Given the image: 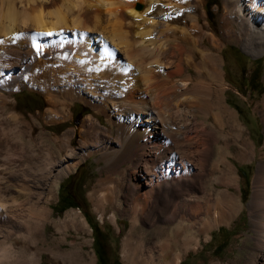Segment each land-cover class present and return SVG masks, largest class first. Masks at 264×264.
Here are the masks:
<instances>
[{"label": "bare ground", "instance_id": "bare-ground-1", "mask_svg": "<svg viewBox=\"0 0 264 264\" xmlns=\"http://www.w3.org/2000/svg\"><path fill=\"white\" fill-rule=\"evenodd\" d=\"M207 3L0 0L3 129L54 140L75 133L93 137L53 164L54 178L71 171L92 148L99 153L105 173L88 198L100 215L111 206L113 219L129 217L125 264L131 254L140 264H177L199 243L197 237L207 238L213 225L233 217L232 203L241 210L235 170L254 160L247 207L264 264V152L256 150L226 103L230 84L219 54L226 42L238 43L252 57L264 54V0H220L211 9ZM212 12L217 30L209 23ZM21 85L45 102L28 117L15 107L13 93ZM75 102L92 112L78 126L44 131L70 121ZM256 106L264 122V96ZM211 176L223 186L215 193ZM50 213L38 202L24 206L0 191L1 264H38L43 241L51 258L92 263L83 251L90 239L81 246L68 242L70 230L90 231L83 213L70 210L58 221ZM46 219L57 241L47 238Z\"/></svg>", "mask_w": 264, "mask_h": 264}, {"label": "rangeland", "instance_id": "rangeland-1", "mask_svg": "<svg viewBox=\"0 0 264 264\" xmlns=\"http://www.w3.org/2000/svg\"><path fill=\"white\" fill-rule=\"evenodd\" d=\"M219 1L208 0V8L211 9L214 3ZM209 20L211 26L217 30L218 20L214 12L210 13ZM219 54L223 60L224 78L230 84L224 93L226 103L237 112L241 127L245 135H249L254 141L256 150L264 152V122L256 106L264 96V54L252 57L235 42H226ZM13 97L16 110L26 117L31 112L43 109L45 105L43 96L25 85H21L20 89L13 93ZM71 111L73 118L70 121L47 126L44 131L61 132L63 129L78 126L82 117L92 112V109L82 102H75L71 106ZM99 120L103 122L101 117ZM3 126L0 122V191L6 198L15 199L24 206L38 202L43 208L49 209L51 212L49 219L52 221L62 219L67 211L80 210L88 222L90 231L85 234L70 230L68 242L73 241L77 246H81L84 239H90V243L83 245V251L92 256V263L74 264H125L122 260V249L124 237L130 226L129 217L116 214L113 221L111 206H107L103 211L104 215H100L94 210L93 203L88 198V193L105 173L100 172L104 162L97 160L99 153L92 148L93 152L85 156L71 171L54 178L57 167L55 168L53 164L62 159L68 150H78L93 137L87 138L75 133L67 139L54 140L46 134L18 135L12 133L8 127L3 129ZM257 162L254 160L246 164L235 163L238 183H235L234 194L239 195L241 199V210L237 209V204L232 203L231 208L235 212L233 217L213 225L207 238L203 235L197 237L199 242L197 246L195 243L191 244L193 247L181 254V260L177 264H262L261 250L255 240L247 207ZM210 182L213 183L212 193L223 188L213 181L212 176ZM64 199L69 201L64 202ZM45 223L47 226L44 232L47 238H52L51 240L56 238L57 241L59 234H54V227L47 219ZM156 224L168 225L161 222ZM141 226L147 228L145 225ZM73 235L80 236L75 238ZM38 247L36 253L39 258L38 264H73L61 262L57 257H49L50 246L46 241L41 242ZM67 247L66 245L63 248ZM130 247L134 248V243H131ZM131 256L133 260L130 259V264H140L137 261V254Z\"/></svg>", "mask_w": 264, "mask_h": 264}, {"label": "flooded vegetation", "instance_id": "flooded-vegetation-1", "mask_svg": "<svg viewBox=\"0 0 264 264\" xmlns=\"http://www.w3.org/2000/svg\"><path fill=\"white\" fill-rule=\"evenodd\" d=\"M65 201H69V200H68V199H64V202H65Z\"/></svg>", "mask_w": 264, "mask_h": 264}, {"label": "trees", "instance_id": "trees-1", "mask_svg": "<svg viewBox=\"0 0 264 264\" xmlns=\"http://www.w3.org/2000/svg\"><path fill=\"white\" fill-rule=\"evenodd\" d=\"M118 264V263H117Z\"/></svg>", "mask_w": 264, "mask_h": 264}]
</instances>
